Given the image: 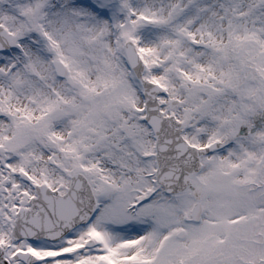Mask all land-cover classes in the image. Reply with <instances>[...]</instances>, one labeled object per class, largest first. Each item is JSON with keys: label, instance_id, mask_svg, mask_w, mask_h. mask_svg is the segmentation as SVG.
Here are the masks:
<instances>
[{"label": "snow or ice", "instance_id": "obj_1", "mask_svg": "<svg viewBox=\"0 0 264 264\" xmlns=\"http://www.w3.org/2000/svg\"><path fill=\"white\" fill-rule=\"evenodd\" d=\"M0 264H264V0H0Z\"/></svg>", "mask_w": 264, "mask_h": 264}]
</instances>
